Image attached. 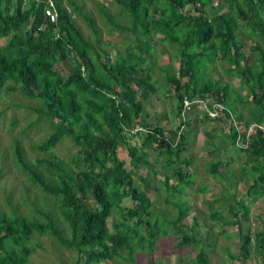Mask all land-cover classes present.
<instances>
[{"label": "trees", "instance_id": "trees-1", "mask_svg": "<svg viewBox=\"0 0 264 264\" xmlns=\"http://www.w3.org/2000/svg\"><path fill=\"white\" fill-rule=\"evenodd\" d=\"M52 3L57 15L54 23L45 14V0H0V39L4 41L0 46V96L18 91L26 100H35L39 106L30 107L38 115L34 124L44 120L50 129L47 138L35 146L46 157L29 160L20 142L13 141L15 167L25 174L29 187H37L54 201V206L46 201L37 217L18 215L6 197L5 205L14 216L0 210V264H28L35 251L28 242L33 236L46 235L75 252L76 264L82 260L84 264L134 262L135 248L152 253L157 237L169 229L179 237L177 248H198L193 264H209L202 234L183 222L193 208L185 190L194 184V170L191 160L182 154L187 150L186 129L191 123L187 116L197 106L192 103L185 108L183 102L213 98L217 107L210 103L208 109L217 112V119L204 110L199 114L224 125L219 148H225L212 149L217 157L207 164L205 173L227 184L230 177L248 181L245 195L250 203L262 197L264 134L249 136L246 150L236 142L245 140L250 124L264 121V0H110L116 13L99 4L98 14L111 26L109 32L131 36L127 53H117L114 60L106 52L111 43H100L95 18L82 12L78 0ZM215 5H220V12ZM208 9L214 12L211 19L206 15ZM77 18L85 21L95 37L93 42L86 39ZM43 25L46 30L40 31ZM243 34L251 40V57L244 53ZM156 41L174 47L179 63L175 73L159 69L165 71L166 92L176 100L179 119L169 136L159 125L150 126L143 119V100L159 91L152 79L156 66L149 60ZM148 60L149 66H144ZM62 62L68 65L67 73L61 71ZM219 62L227 66V74L240 78L247 98L232 86L221 85L218 78L212 79ZM136 120L142 131L131 133L138 125ZM15 122L12 119L10 126ZM137 136L143 139L140 149L130 144ZM66 138L78 148L67 161L53 153ZM121 148L128 152L129 168L119 157ZM143 150L158 153L169 172L160 182L164 204L175 210L173 219L157 213L148 195L153 188L139 170L153 166ZM227 151L241 158L235 169L231 167L233 158L221 156ZM206 188L202 184L199 190ZM228 196L222 198L224 204L234 199ZM125 200L132 206H125ZM209 206L213 222L209 229L248 221L249 207L243 200L227 204L226 216L211 202ZM258 227L255 231L239 228L238 253L232 260L264 264V218ZM209 229L204 235L211 248Z\"/></svg>", "mask_w": 264, "mask_h": 264}, {"label": "rangeland", "instance_id": "rangeland-1", "mask_svg": "<svg viewBox=\"0 0 264 264\" xmlns=\"http://www.w3.org/2000/svg\"><path fill=\"white\" fill-rule=\"evenodd\" d=\"M82 7V12L89 14L95 18L96 26L99 30V41H109L110 46L106 48V52L111 59H115L116 54L120 53L125 55L130 42L131 36L129 34H122L116 30L111 33L109 30L111 26L106 23V20L101 19L98 14V5L105 6L111 12L116 13V8L110 3V0H78ZM218 12H220V5H215ZM191 7H187L186 11ZM216 11V12H217ZM193 13V12H192ZM213 10L208 9L206 15L209 19L213 16ZM118 22L119 20L116 19ZM122 21V19H121ZM76 24L82 30L84 36L88 41H94L95 37L91 31L87 28L85 21L81 18L76 19ZM161 36H158V38ZM241 39L244 42V53L251 57L250 45L251 40L243 34ZM4 41L0 39V46ZM154 54L150 55L149 60L154 62L155 69L153 71V80H156L154 84L159 89L158 92L151 93L149 97L143 100L144 115L143 118L150 126L159 125L166 131V136H169L168 131L179 125V119L176 117V100L172 93L166 92V84L164 83L165 71L175 73L178 70V59L175 58V48L166 43L159 41L155 42ZM149 60L144 66H149ZM221 62L216 65L215 70L212 72V79H219L220 84L225 86H232L233 90H238L241 96L246 95V91H243L240 86V78L232 77L225 72L227 66H219ZM61 71L67 73L68 65L66 62L61 63ZM160 67V68H157ZM9 86L7 85L6 88ZM246 97V96H245ZM247 98V97H246ZM215 100L211 97L205 99L204 102L198 103L194 108V111L188 114L187 119L191 122L190 127L186 129L188 135V143L186 145L187 150L182 154L186 159H190L193 165L192 180L194 184L185 190L186 198L189 199V203L193 206L190 215L183 221L188 224V227H192L194 232H200L202 234V240L204 248L209 252L210 263L209 264H240L231 259L238 253V236L239 228L241 231L247 228L255 231L260 229V218H264V195L256 199L255 202H249L246 199V183L248 181H238L235 177H230L228 183L225 180L219 178H213L205 173V168L209 162L216 159V155H212L211 151L216 147L219 151L225 146L219 148L220 142L223 140V136L219 133L224 126L218 121H208L203 118L202 114H199L203 110L206 111L208 104L214 103ZM39 106L35 100L28 101L17 91L14 93H7L0 96V170H2L0 176V210L8 214V216H14L11 208L6 206L7 198L10 203L15 206L16 213L18 215L26 216H39V211L44 210L45 202H49L54 206V201L42 195L43 193L37 187H29L27 177L21 172L19 167H15V157L13 149L11 148L13 141L18 140L23 146L26 157L29 160H34L39 157H46L48 154L41 153L35 150V146L42 142L50 133L49 126L46 121L41 120L40 123L34 124V120L38 117L31 108ZM240 110V109H239ZM209 115V114H208ZM247 115V111H245ZM210 118L217 119V116L212 113ZM15 120V124L10 126L11 120ZM140 126V121L136 120ZM137 125V126H138ZM185 130V129H184ZM225 133L226 131L223 130ZM143 139L136 137L130 140L132 146L140 149ZM207 142H212L213 147ZM78 148L68 139H63L54 149L53 153L62 160H69L74 156ZM143 150L146 155V159L153 166L151 169L142 168L139 172L142 175H146L149 180V184L153 189H150L148 195L154 202L156 212L159 214H167L169 218L173 219L175 216V210L170 206L164 204V192L161 187V180L164 174H169L163 167V161L160 159L158 153ZM236 151V150H234ZM227 151L222 153L224 159L233 158L231 167L235 169L240 163L241 158L237 153ZM119 157L125 161V166L129 168L132 163L129 161L128 152L125 149L120 150ZM181 166V165H180ZM156 172V174H155ZM136 184L141 182L135 178ZM172 178V183H176ZM206 185L204 192H201L200 186ZM160 190H159V189ZM27 191L25 195V191ZM231 195L234 199H231L229 203L224 204L222 198H228ZM157 197V198H156ZM216 200V201H215ZM243 200L248 205V221H241L239 225L234 226H213L209 219V215L212 212L209 206V202L214 204V209L221 211L222 216L227 214V204H233L234 201ZM43 205V206H41ZM125 206H132L130 200H125ZM38 209V210H36ZM45 209H47L45 205ZM194 219L197 220V225L194 223ZM217 224L218 223H214ZM257 225V226H255ZM111 228V221L109 222ZM169 228V227H167ZM210 230L209 240L213 242L212 247L208 248L206 243V237L204 231ZM65 230V229H64ZM67 232V230H65ZM142 234H146V229H141ZM33 240L28 242L29 247L35 248V251L30 254L28 264H76L77 254L73 251L60 247L56 241L50 236H33ZM179 237L176 233L169 229L167 234H160L156 239V246L152 253H141L137 248L134 252V262L129 260H122L121 264H193L194 256L198 250L196 247H182L177 248L176 243ZM79 264H84L82 260ZM249 264H259L257 260H251Z\"/></svg>", "mask_w": 264, "mask_h": 264}, {"label": "built area", "instance_id": "built-area-1", "mask_svg": "<svg viewBox=\"0 0 264 264\" xmlns=\"http://www.w3.org/2000/svg\"><path fill=\"white\" fill-rule=\"evenodd\" d=\"M46 3H47V9L45 11V14L46 16L49 18V21L54 23L56 21V14H55V10H54V5L52 3V0H45ZM46 30V25H43L41 26L40 28V31H45ZM205 101V100H204ZM204 101H199V100H194L192 102H189L188 99H184V107H189L190 104L192 103H202ZM213 107H217V105L213 104ZM206 112L209 114V115H212V113H214V115L217 116V112L214 110H211V109H208L206 108ZM183 129V126L180 127V131ZM139 131H142V128L140 126H135V128L131 131V133H136V132H139ZM257 132H261L264 134V121H262L261 123H258V124H250V126L248 127L247 129V132H246V141H238L237 140V145L242 148V149H247L249 144H248V137L251 135V134H255Z\"/></svg>", "mask_w": 264, "mask_h": 264}, {"label": "clouds", "instance_id": "clouds-1", "mask_svg": "<svg viewBox=\"0 0 264 264\" xmlns=\"http://www.w3.org/2000/svg\"><path fill=\"white\" fill-rule=\"evenodd\" d=\"M249 126H250V125H249ZM249 126H248V127H249ZM247 129H248V128H247ZM251 135H254V134H251ZM251 135H250V136H251ZM240 141H241V140H240ZM244 141H246V135H245V140H244ZM244 141H243V142H244ZM250 142H251V140L248 139V144H250ZM236 146H237L238 148H240V147L237 145V142H236ZM248 147H249V146H248ZM240 149H242V148H240ZM242 150H246V149H242Z\"/></svg>", "mask_w": 264, "mask_h": 264}]
</instances>
